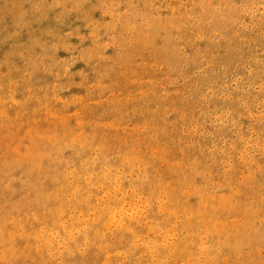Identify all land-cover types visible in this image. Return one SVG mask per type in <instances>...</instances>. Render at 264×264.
<instances>
[{"label":"rangeland","instance_id":"obj_1","mask_svg":"<svg viewBox=\"0 0 264 264\" xmlns=\"http://www.w3.org/2000/svg\"><path fill=\"white\" fill-rule=\"evenodd\" d=\"M0 264H264V0H0Z\"/></svg>","mask_w":264,"mask_h":264},{"label":"bare ground","instance_id":"obj_2","mask_svg":"<svg viewBox=\"0 0 264 264\" xmlns=\"http://www.w3.org/2000/svg\"><path fill=\"white\" fill-rule=\"evenodd\" d=\"M42 137V136H41ZM228 173V172H227Z\"/></svg>","mask_w":264,"mask_h":264}]
</instances>
